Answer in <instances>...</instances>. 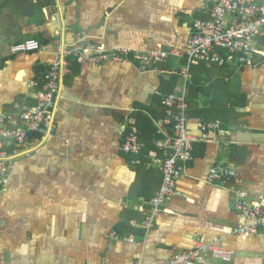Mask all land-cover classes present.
Masks as SVG:
<instances>
[{
    "label": "crops",
    "instance_id": "obj_1",
    "mask_svg": "<svg viewBox=\"0 0 264 264\" xmlns=\"http://www.w3.org/2000/svg\"><path fill=\"white\" fill-rule=\"evenodd\" d=\"M217 2L0 0V112L35 105L57 50L76 47L81 32L106 49L182 54L146 69L130 59L75 62L57 97L53 133L9 150L14 165L0 197V264H169L196 243L235 251L231 262L211 264H264V229L235 232L249 220L234 190L250 200L262 196L264 204V56L252 66L199 62L187 80L182 72L195 21L209 19ZM27 39L41 48L11 52ZM183 91L188 128L198 140L175 195L147 232L143 222L161 187L163 153L153 148L137 164V155L122 151L126 125H156L165 118L164 99ZM206 111L222 129L202 139ZM228 165L238 177L208 180L211 168Z\"/></svg>",
    "mask_w": 264,
    "mask_h": 264
},
{
    "label": "built area",
    "instance_id": "obj_2",
    "mask_svg": "<svg viewBox=\"0 0 264 264\" xmlns=\"http://www.w3.org/2000/svg\"><path fill=\"white\" fill-rule=\"evenodd\" d=\"M195 33L189 40L186 51L187 62L182 72L189 79L191 67L199 62L208 66L225 67L232 63L239 66L254 65L258 57L264 56V1L260 0H219L210 11L209 19L195 21ZM76 47H60L55 61L44 74V84L36 96V104L22 106L16 103L14 110L0 112V197L10 183V174L14 165L15 153L26 148L31 135H49L55 130V109L57 97L66 77L72 73L70 58H92L97 62L130 59L140 64L142 69L158 68L159 64L170 56L182 55L172 50L149 49L133 50L129 47L106 49L88 39L85 32L79 35ZM36 39H27L11 46L12 53L34 52L41 48ZM165 118L156 124L157 132L163 136L156 140L157 148L163 153L160 165L163 180L161 187L151 200L143 226L149 232L164 212L167 202L175 195L177 179L184 173L186 163L192 159L194 142L198 140L190 133L189 102L185 91L180 96L171 94L164 99ZM202 139L209 132L222 129L218 121L199 123ZM36 134V135H35ZM140 130L135 121L126 125V137L122 151L138 155L142 150ZM136 163L140 159L135 160ZM239 176L234 165L213 167L210 169V182L226 183ZM235 203L240 213L249 220L247 225L235 229L237 234L247 236L264 229V204L260 200H250L248 193L235 188ZM1 229V223H0ZM133 240V239H132ZM235 251L219 243H196L190 250L173 255L169 264H211L213 259L231 262ZM42 264V263H33Z\"/></svg>",
    "mask_w": 264,
    "mask_h": 264
},
{
    "label": "trees",
    "instance_id": "obj_3",
    "mask_svg": "<svg viewBox=\"0 0 264 264\" xmlns=\"http://www.w3.org/2000/svg\"><path fill=\"white\" fill-rule=\"evenodd\" d=\"M261 41L264 42V36L261 38ZM77 60H79V58H70L72 70L74 69L75 62ZM203 64H204V62H203ZM204 65L206 66L207 64L205 63ZM213 66H216V65H213ZM227 66H229V65H227ZM43 78H44V76H43ZM177 79H178V74L173 75L174 82L177 83ZM42 84H43V82H42ZM200 116H202L206 121H213L212 116L207 111H206V113H203ZM137 126L140 130V136H139L140 137V144L141 145L143 144L141 152L136 156V159H140V162H138L137 164H140L141 161H144L145 156L148 155L149 152L153 148H157L155 141L162 139L163 136L157 132V126L155 124H153L150 120L146 123H143V122L138 123L137 122ZM32 137H33V135H31V138ZM9 150H12V149H9ZM10 153H12V151ZM234 161L236 163L243 161L242 155L235 157Z\"/></svg>",
    "mask_w": 264,
    "mask_h": 264
}]
</instances>
